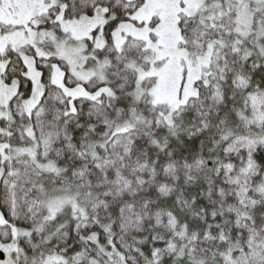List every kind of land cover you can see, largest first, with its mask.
<instances>
[{
  "label": "snow or ice",
  "instance_id": "snow-or-ice-1",
  "mask_svg": "<svg viewBox=\"0 0 264 264\" xmlns=\"http://www.w3.org/2000/svg\"><path fill=\"white\" fill-rule=\"evenodd\" d=\"M0 264H264V0H0Z\"/></svg>",
  "mask_w": 264,
  "mask_h": 264
}]
</instances>
